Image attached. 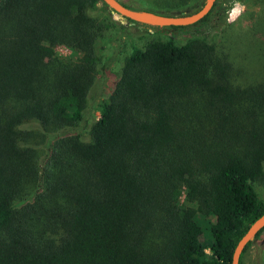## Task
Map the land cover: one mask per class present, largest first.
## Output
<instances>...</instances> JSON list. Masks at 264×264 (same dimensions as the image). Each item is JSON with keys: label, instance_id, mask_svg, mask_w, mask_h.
I'll use <instances>...</instances> for the list:
<instances>
[{"label": "trees", "instance_id": "1", "mask_svg": "<svg viewBox=\"0 0 264 264\" xmlns=\"http://www.w3.org/2000/svg\"><path fill=\"white\" fill-rule=\"evenodd\" d=\"M224 1L140 24L166 33L112 70L101 0H0V264H229L264 211V84L212 39Z\"/></svg>", "mask_w": 264, "mask_h": 264}, {"label": "rangeland", "instance_id": "2", "mask_svg": "<svg viewBox=\"0 0 264 264\" xmlns=\"http://www.w3.org/2000/svg\"><path fill=\"white\" fill-rule=\"evenodd\" d=\"M118 1L135 9H157L163 13L181 15L194 12L204 0ZM227 1L225 0L221 4L223 8L226 7V16L230 6L229 4L227 7ZM243 3L247 5V10L236 23H228L226 18V25H218V29L212 30L210 33L216 47L226 51L233 67V76L237 82L242 84L262 82L264 84V0H243ZM108 14L117 23V26L111 27L105 32L106 43L100 53L104 58H107L112 70L119 67L132 46L142 47L148 40L158 37V35L163 37L166 33V31L158 33L154 29L122 19L109 10ZM191 31L192 28H184L172 33L178 42H184L188 39ZM201 31L204 30L201 28ZM55 54L60 59L61 66H65L69 60L75 58L74 53L62 45L55 47ZM97 116L96 110L87 112L89 122ZM252 186L258 197H264V179L253 182ZM184 196V188H182L179 197L181 203L185 202ZM202 238H207L205 232H203ZM242 264H264V229L243 253Z\"/></svg>", "mask_w": 264, "mask_h": 264}, {"label": "water", "instance_id": "3", "mask_svg": "<svg viewBox=\"0 0 264 264\" xmlns=\"http://www.w3.org/2000/svg\"><path fill=\"white\" fill-rule=\"evenodd\" d=\"M101 1L110 12L117 14L122 19L157 27L186 26L194 24L209 12L215 2V0H204L202 5L194 12L181 15H166L146 9L128 8L118 0ZM263 227L264 211L248 225L244 233L236 241L231 252L229 264H239V256L243 248Z\"/></svg>", "mask_w": 264, "mask_h": 264}, {"label": "clouds", "instance_id": "4", "mask_svg": "<svg viewBox=\"0 0 264 264\" xmlns=\"http://www.w3.org/2000/svg\"><path fill=\"white\" fill-rule=\"evenodd\" d=\"M247 5L243 0H231L229 10L227 12V22L234 24L245 13Z\"/></svg>", "mask_w": 264, "mask_h": 264}, {"label": "built area", "instance_id": "5", "mask_svg": "<svg viewBox=\"0 0 264 264\" xmlns=\"http://www.w3.org/2000/svg\"><path fill=\"white\" fill-rule=\"evenodd\" d=\"M226 18H227V16H226Z\"/></svg>", "mask_w": 264, "mask_h": 264}]
</instances>
